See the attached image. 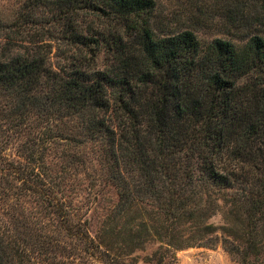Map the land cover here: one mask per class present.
<instances>
[{
  "label": "trees",
  "instance_id": "16d2710c",
  "mask_svg": "<svg viewBox=\"0 0 264 264\" xmlns=\"http://www.w3.org/2000/svg\"><path fill=\"white\" fill-rule=\"evenodd\" d=\"M156 6L25 0L0 23V264L173 263L220 200L264 222V20L204 41L157 33ZM103 182L118 197L93 233ZM245 240L226 249L253 264Z\"/></svg>",
  "mask_w": 264,
  "mask_h": 264
},
{
  "label": "rangeland",
  "instance_id": "374dc122",
  "mask_svg": "<svg viewBox=\"0 0 264 264\" xmlns=\"http://www.w3.org/2000/svg\"><path fill=\"white\" fill-rule=\"evenodd\" d=\"M25 0H0V23L8 24L13 22ZM156 9L153 18V28L157 33L180 31L186 28L195 31L198 36L208 41L213 37H224L239 43L241 31L239 27L252 25L253 28H260L262 15L257 14L255 4L252 0H155ZM263 28V26H262ZM238 32H240L238 34ZM5 32L0 30V38L5 36ZM102 55L99 56V66L102 65ZM104 62V61H103ZM245 78L241 80L244 81ZM14 149L10 147L8 152ZM97 195L100 198V208L95 211L92 207L84 215L90 220V230L95 233L100 225V221L106 214L102 207H109L117 200V190L111 184L100 183L96 187ZM253 191V187L248 185ZM257 189H255L256 191ZM230 192H234L230 190ZM239 190V194H242ZM230 198V195H227ZM222 208L209 210L202 219L201 228L195 227V222H185V234L193 236L203 233V226L212 224L215 226L213 233H205L204 246L193 245L176 252V260L167 264H241L236 255H232L227 246L231 243L225 241L226 238L234 243H242L247 237H253L257 242L256 249H252L249 254V261L253 264H264V222L257 223L256 218H248L243 208H238L230 204L225 205L222 200ZM243 203H245L243 201ZM234 208L238 209L234 211ZM87 206L85 207V211ZM231 211V212H230ZM260 217V215H258ZM257 216V217H258ZM251 230V231H250ZM237 240V241H236ZM160 242H148L145 250L138 251L142 256H151L154 252L162 251ZM99 264V263H97Z\"/></svg>",
  "mask_w": 264,
  "mask_h": 264
}]
</instances>
